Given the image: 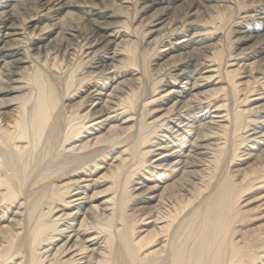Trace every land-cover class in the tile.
<instances>
[{
  "label": "bare ground",
  "instance_id": "obj_1",
  "mask_svg": "<svg viewBox=\"0 0 264 264\" xmlns=\"http://www.w3.org/2000/svg\"><path fill=\"white\" fill-rule=\"evenodd\" d=\"M249 1L0 0V264H264V0ZM195 2L211 16L186 24ZM230 26L254 45L227 55Z\"/></svg>",
  "mask_w": 264,
  "mask_h": 264
},
{
  "label": "rangeland",
  "instance_id": "obj_2",
  "mask_svg": "<svg viewBox=\"0 0 264 264\" xmlns=\"http://www.w3.org/2000/svg\"><path fill=\"white\" fill-rule=\"evenodd\" d=\"M140 0H133V2L134 3H137V2H139ZM232 2H236L237 0H231ZM215 3V2H214ZM244 4L242 5L243 7H252L253 5H256V3L257 2H255V3H253L252 4V1L250 2L249 0H245V2H243ZM178 4H181V3H178ZM246 5V6H245ZM103 5H99L98 7L99 8H101ZM241 6V7H242ZM184 8H182L180 11H179V13L177 14L178 15V17H184V22H186V24L187 23H193L194 21H200V22H202L203 23V20H207L208 18H209V16H211V12L210 11H208L207 9H205V6L203 5V4H201L200 5V3H198V2H195L194 4H185V6H183ZM192 7H196V8H194V9H192ZM197 7L199 8L198 9V12L196 13V14H194V15H192L193 13H195V11L197 10ZM156 8H158V7H156ZM136 9V10H135ZM183 9H185V10H183ZM155 10V9H154ZM152 11V12H150L148 15H151V13H153V12H155V11ZM200 10V11H199ZM243 9H241V10H239L240 12L242 11ZM136 11V12H135ZM193 11V12H192ZM208 11V12H207ZM191 14H190V13ZM240 12H236V17H238V13H240ZM187 13H189L188 15H187ZM33 14V13H32ZM241 14V13H240ZM186 15V16H185ZM190 15H192V16H190ZM139 17H140V13L138 12V9L137 8H134L133 10H131V11H129L128 12V14L126 15V18H127V20L128 19H130V20H128V28H132V27H134V26H136L137 24H136V21L139 19ZM199 22V23H200ZM52 24V21L51 20H44L43 22H41L39 25H37V29L39 30V28L41 29V28H43L44 26H46V25H51ZM9 25H10V23H9ZM231 27V28H230ZM229 28H227V30L225 31V34H226V39H225V46H226V51H225V53L228 55L229 53H234L235 52V54L236 53H239L240 51H241V49H249V48H251L253 45H254V43H255V41L256 40H254V39H252V40H249V41H246V42H244V43H242L240 46H238V45H232V43H230L231 41H233V37H234V34L233 33H231L232 31V26H230ZM147 27H144V26H142V28L141 29H146ZM37 29H35V30H31L30 32L32 33V32H36L37 31ZM139 30V32L141 31L142 32V30ZM227 32V33H226ZM229 33V34H228ZM264 33V31L262 30L261 32H260V35H262ZM227 36H228V39H227ZM140 38H141V36H140ZM153 46H154V44L153 45H151L149 48H147L146 46H143V48H145V49H143L142 47L141 48H139V53H141L143 50H144V55H145V64H146V68L147 69H149V70H151L152 69V67H151V65H152V63H154L155 62V60L157 59V58H155V57H157V51L156 50H153ZM236 46H238L237 48H239L240 47V49L239 50H235L234 48L236 47ZM229 47V48H228ZM233 48V49H232ZM142 49V50H141ZM230 51V52H229ZM146 52V53H145ZM77 60L79 61V58H77ZM78 61H76V62H78ZM255 61H263L262 63H264V52L261 54V55H259L258 57H256L255 58V60H252V61H250V63H252V62H255ZM147 62V63H146ZM112 63V61H110V60H107V65H108V67H110V64ZM113 64H116V63H113ZM148 64V65H147ZM77 65H78V67H77ZM77 68H76V67ZM74 67H73V69H75L76 68V71L78 72V73H80V71H82L83 69H84V67H82L81 65H80V63L78 62L76 65H75ZM149 68H148V67ZM263 66V65H262ZM260 68V67H259ZM73 69H72V71H73ZM79 69V70H78ZM81 69V70H80ZM92 71V70H91ZM164 74L165 73H168V72H163ZM162 75V74H161ZM157 77H155L154 78V76L151 78V84H152V82L153 81H155V79H156ZM184 82V81H183ZM181 85H184V84H181ZM180 85V86H181ZM213 87V86H212ZM211 87V88H212ZM72 90H74V89H72ZM162 90V89H161ZM84 92H85V90H78V94H77V96L76 97H74L73 99H78L79 98V96H83L84 95ZM169 92H170V90H162V92H161V94L159 95L160 97L162 96V97H164V98H170V94H169ZM158 96V97H159ZM260 105H264V101H262V102H260ZM150 107H148L147 109H149ZM148 118V117H147ZM263 149H264V147H262ZM101 175V173L100 174H98L97 176H96V178H98L99 176ZM105 185H102V186H96V188L97 189H95L94 191H103L104 189H105ZM259 216V214L258 213H255V214H252L251 215V217H250V221H251V224L253 225V226H261V225H264V217L262 218V217H258ZM257 219H259V220H257Z\"/></svg>",
  "mask_w": 264,
  "mask_h": 264
}]
</instances>
